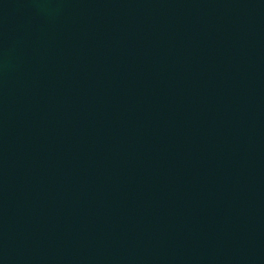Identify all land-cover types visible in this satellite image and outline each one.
Masks as SVG:
<instances>
[{"label":"water","instance_id":"95a60500","mask_svg":"<svg viewBox=\"0 0 264 264\" xmlns=\"http://www.w3.org/2000/svg\"><path fill=\"white\" fill-rule=\"evenodd\" d=\"M0 264H264V0H0Z\"/></svg>","mask_w":264,"mask_h":264}]
</instances>
